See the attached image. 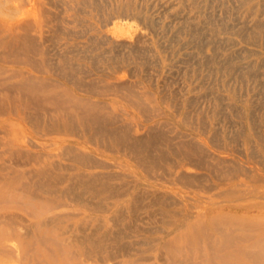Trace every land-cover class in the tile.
<instances>
[{
	"label": "rangeland",
	"instance_id": "obj_1",
	"mask_svg": "<svg viewBox=\"0 0 264 264\" xmlns=\"http://www.w3.org/2000/svg\"><path fill=\"white\" fill-rule=\"evenodd\" d=\"M29 2L30 5L25 0L24 3L23 0H6L16 5L10 16L22 15L34 32L36 44L44 51L48 49L43 55L32 52L28 57L36 61L45 58L48 67L42 68L51 74L44 80L56 82L58 86L43 87L37 82L20 89L11 85L18 78L10 79L7 81L10 89L0 86L1 106L8 101L15 103L24 116H43L44 108L51 106L47 102H55L48 99V95L61 97L56 102H67L62 96L65 91L62 82H66L77 93L107 104L120 102L118 110H127L130 107L122 102L129 101L118 92L108 90L96 95L93 94L96 91L78 90L73 85L77 80L95 82L100 77L111 80L118 76L133 84L144 102H156L166 126H154L150 131L166 132V140L161 142L172 159L179 160L184 152L179 143L192 142L210 154L228 158L229 168L240 179L231 176L227 181L251 185L264 178V0ZM3 15L0 12V19ZM31 21L34 23L30 25ZM112 30L121 38H127L128 43H117L107 37ZM141 32L142 37L138 35ZM0 66L7 72L29 70L32 75L44 74L43 70L12 62L1 54ZM33 79L39 80L34 76ZM12 108L10 114L0 115V264H115L118 261V264H129L127 259L132 258L137 264H162L166 261V247L183 243L175 237L179 226L168 213L175 212L180 217L189 209L190 214H201L206 206L213 210L208 211L211 214L217 209L216 203L225 201L223 195L215 199L212 196L218 191L216 184L220 180L210 175V170L209 173L193 162H189L186 173L190 179H195L198 188L182 186L179 180L178 183L173 179L165 183V187L151 185L153 193L145 195L143 190L149 189L142 182L134 189V201L119 204L114 211L106 209L109 201H97L78 184L52 177L34 180L39 167L34 159L43 155L39 147L28 144L20 153L16 150L9 153L7 150L13 142L7 137L9 127L25 125V136L18 139L27 143L44 141V148L49 151L56 145L49 144L50 140L65 136L38 132L33 123L22 121ZM131 123L124 121L123 125L128 129ZM141 130L133 136L145 137L148 129ZM118 155L132 161L127 152ZM182 160L179 163L188 162ZM68 168L70 166L56 173L66 176ZM59 190H67V193L55 196ZM150 199L153 202H149ZM83 205L91 208L83 210ZM220 211L234 215L235 221L245 218L252 223L264 222V203L237 210L225 207ZM206 221L211 220L206 218ZM40 236L46 240L42 241ZM85 236L101 246L85 245L80 253L86 259L80 261L81 245L74 240ZM63 239H72V242L57 243Z\"/></svg>",
	"mask_w": 264,
	"mask_h": 264
},
{
	"label": "bare ground",
	"instance_id": "obj_2",
	"mask_svg": "<svg viewBox=\"0 0 264 264\" xmlns=\"http://www.w3.org/2000/svg\"><path fill=\"white\" fill-rule=\"evenodd\" d=\"M29 1L25 0L27 4L30 3ZM1 2L4 4L2 6L0 5V12L4 15L0 19V54L11 58L12 62H23V64H29L35 70H43L44 72V74L40 75H32L29 70L26 72L23 70L7 72L5 71L7 69L4 70L0 66L1 88L3 89L5 87V89H10V84L8 85L7 81L13 78H18V81L11 85L20 89L23 86L37 82H41L43 87L50 85L58 86L56 82L51 81V83H48L44 80L46 78L49 79L51 74L48 70L43 69V66L48 67V62L44 60L45 58L36 61L28 57L29 53L32 52L43 55L48 49L44 51L41 46L36 44L34 32H32V28H28V23L22 19L21 14V16L17 17L10 16V12L16 8V5L6 3V0H1L0 4ZM49 19L47 20L49 21ZM32 23L34 21H31L30 25ZM34 28L36 27L34 26ZM110 33L112 34L110 36L107 34V37L112 41L117 43L122 42L124 44L128 43L127 38H121L122 36L116 34L113 30ZM138 35L142 37L143 34L141 32ZM66 66L67 64L64 66L65 69ZM33 76L39 80L35 81ZM73 85H76V88H79L78 90L90 89L91 91H96L93 93L96 95H102L108 90L118 92L125 96L126 101H129L122 103H126L130 109L126 110L124 108L123 110H118V106L121 105L118 104L117 106V103L120 102H109L107 104L106 102H100V100H94L89 96H84L79 92H75L66 82H62L65 90L62 96L63 100L67 102H56L61 97H58L56 94L48 95L47 98L55 102H47L51 106L44 108L43 116L41 113V116H36L37 114L32 115V117L27 114L24 116L22 115L23 111L21 109H16L15 103L11 104V102L7 101L4 106H1L2 103H0V115L10 114L11 108L13 107L12 109L14 110L12 111H14V114H17L22 121L33 123L35 128L38 129V132L41 131L43 134L44 132L61 133L65 136L62 139H58L59 141L50 140L49 144L56 145L53 147L54 150L49 151L47 148H44L45 142L43 140V142H39L41 140H38V142L33 141V143H27L23 139H18V137L25 136L26 132L24 130L27 128L25 125L19 124L18 126L11 125L9 127L10 133L7 137L8 140L13 141L12 146L9 147L13 151L8 149L7 151L9 153H14V150H16V153H20L22 148H27L26 145L28 144L33 148L36 146L39 147V153L43 155L34 159L35 164L39 166L36 168L37 171L33 177L34 180L41 181L44 177H52L56 180L69 181L70 184H78L84 187L88 194L97 199V201H104V203L105 201H109L110 204H105L106 209L114 211L119 208V204L127 205L129 202L131 204L134 201L136 197L134 189L138 188L142 182L149 189L143 190L145 195L153 193L151 185L157 184L165 187V183L173 179L176 181L179 180L182 186L198 188V183L193 181L195 179H190L187 176L188 173H186L189 162H193L194 165L198 163L208 172L210 170V175L213 174L212 176L220 180V182L221 179H224L221 182L222 185L220 182L218 183L219 185L216 184L218 191H215L216 193L213 192L212 196L215 199L217 196L223 195L225 201L216 203L217 209L211 214L208 211L213 210L208 209L206 206L201 214H190L185 202L183 208L185 206L188 210L187 212L184 211L182 216L178 217L175 212L168 213L174 219V223L179 226V232L175 237H177V240H182L181 242L183 243L166 247V261L162 264H264V222L252 223L245 218L236 219L235 221L234 215L228 214L229 212L220 211V209L225 207L230 210H237V208L241 207L261 206L264 203L262 201L264 199V178L260 179V183L251 185H245L243 181L229 182L227 179L231 176L240 178L238 175H233V169L229 168L230 165L227 163L229 161L228 158L226 156L210 154L201 147L195 146L192 142L179 143L184 148L183 155L181 154L179 156V160L172 159L166 153V150L163 149L162 144L164 143L161 142V140H166V132L160 130V132L153 133L150 131L154 126H166L164 124L166 122L163 120L165 118H162L161 114L158 113L159 109L156 106V102H144L142 95L134 90L133 84H130L131 87L124 78L116 76L109 80L100 77L95 82L92 80H77V82H73ZM30 103L32 102H28V104ZM116 110L118 112H115ZM57 116H59V119ZM155 117H158V119H155ZM53 118L55 120L52 121ZM124 121H132L128 129L123 125ZM140 129H148L145 137L138 138V135L134 137L133 134ZM141 135L144 134L142 133ZM72 136L75 139H71ZM35 150H38V148ZM120 152L130 154L132 161L129 162L120 157L118 155ZM182 159L188 162L179 163ZM64 160H68V162ZM69 166L70 169L68 168L69 170L66 176L56 173V170ZM106 168L107 170H105ZM108 168L114 169L108 170ZM158 169L161 170L157 171ZM214 173L216 174L214 175ZM258 175L263 176L262 173ZM189 176H192V173ZM162 178L163 180L166 179V182H163ZM211 178L210 176V180ZM207 190H211L210 187ZM63 193H67V190H59L54 195L60 197ZM151 200L153 199H150L149 202H153ZM82 208L83 210H87L91 207L83 205ZM40 209L42 210L43 208ZM206 218H210L211 221L207 222ZM41 240L45 241L46 239L41 238ZM75 241H78L81 245L80 248L78 247V258L80 261L86 259V256L84 257L80 253L83 248L85 249V245H92L93 248L101 246V243L99 244V242L86 236ZM71 242L72 239H63L57 243L70 244ZM123 246L121 247L124 249ZM48 250L50 251V249ZM109 256L111 255L108 254ZM160 257H162V254ZM135 261L136 259L134 258L127 259L129 264H137L134 263ZM118 263L119 261L115 264ZM120 263L126 264L125 262Z\"/></svg>",
	"mask_w": 264,
	"mask_h": 264
}]
</instances>
